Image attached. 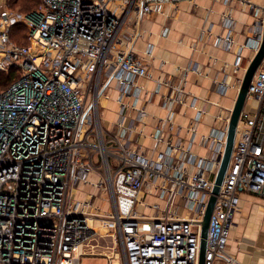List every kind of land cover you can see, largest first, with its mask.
<instances>
[{
  "label": "built area",
  "instance_id": "2783aa9c",
  "mask_svg": "<svg viewBox=\"0 0 264 264\" xmlns=\"http://www.w3.org/2000/svg\"><path fill=\"white\" fill-rule=\"evenodd\" d=\"M178 1L40 0L22 12L0 0V71L17 74L0 91V264H81L93 252L108 264H198L227 126L212 134L221 147L212 159L186 150L174 157L171 145L150 158L129 147L120 123L107 132L100 117L111 80L121 97L137 95L147 75L145 61L119 47L136 34L129 21ZM263 13L264 5L245 43L253 55ZM21 27L26 44L14 39ZM223 42L232 47L230 34ZM249 97L210 217L205 264H242L226 247L239 194L264 195V57ZM83 184L104 191V209L92 207L91 195L76 197ZM145 187L154 201L142 195ZM98 234L112 243L110 254L88 250Z\"/></svg>",
  "mask_w": 264,
  "mask_h": 264
},
{
  "label": "crops",
  "instance_id": "0c3cea01",
  "mask_svg": "<svg viewBox=\"0 0 264 264\" xmlns=\"http://www.w3.org/2000/svg\"><path fill=\"white\" fill-rule=\"evenodd\" d=\"M263 5L264 0H182L164 4L138 23L129 21L127 30L136 34L119 47L132 48L145 61L147 75L137 81V95L121 97L115 80L110 81L102 98L105 131L118 130L120 123L129 147L150 158L166 145L173 146L174 157L181 150L197 159L215 157L221 147L212 134L218 136L227 126L253 56L245 43L254 37L256 13ZM228 34L233 43L225 49ZM178 87L181 102L172 98ZM251 102L249 97L245 110ZM147 190L142 195L154 201ZM139 210L152 212L144 206ZM232 222L229 236L234 247L229 253L242 264H264V195L241 192ZM240 227L248 240L241 242L239 252Z\"/></svg>",
  "mask_w": 264,
  "mask_h": 264
},
{
  "label": "water",
  "instance_id": "95a60500",
  "mask_svg": "<svg viewBox=\"0 0 264 264\" xmlns=\"http://www.w3.org/2000/svg\"><path fill=\"white\" fill-rule=\"evenodd\" d=\"M263 57H264V13H263L262 40H261V43H260V46L257 52L250 59L249 63L247 64L245 68L244 74L242 76V79H241V82L238 88V93H237L236 99L234 101L233 107L231 109V112L228 118L225 147L220 157V164L216 171L212 190H211V193L209 195V198H208V201L205 207L203 218L201 220L198 264H205L208 227H209L210 217H211L214 205H215L216 195L219 192L220 185L223 181L225 172L227 170V167H228V164L231 158V153L233 150V145H234L235 136H236V128H237L240 114L242 110L244 109L245 102L247 100L249 84L261 60L263 59Z\"/></svg>",
  "mask_w": 264,
  "mask_h": 264
},
{
  "label": "rangeland",
  "instance_id": "374dc122",
  "mask_svg": "<svg viewBox=\"0 0 264 264\" xmlns=\"http://www.w3.org/2000/svg\"><path fill=\"white\" fill-rule=\"evenodd\" d=\"M38 5H39V3H38ZM103 107L104 106H102V99H101L100 100V117H101V113L103 111ZM101 122H102V119H101ZM89 185H87V184L80 185L77 188L76 197L80 200H86L88 198V196L91 195L90 202L92 203V207L100 205V207L104 209L107 206L106 205V199H105L106 194L104 193V191L102 189L95 188L91 184H89ZM149 201L151 202L150 199H149ZM181 213L183 214V210H181ZM231 230H233V229H231ZM238 230L241 231V234L238 235V237L236 238V248H237V251L240 252L241 248L239 245L241 244V242H242V244H244L243 240H248L247 239L248 237H245V235H244L245 229H243V227H240ZM102 231H103V229L101 230V232ZM230 238H231V235L228 238L227 246H226V247H228L229 252L231 251L230 246L232 249L234 247V244H231ZM91 244L94 245V246H88V250H91V252L101 251L104 253V255H107V254H110L112 251L111 250L112 243H110L107 240H103L101 237V234L96 235L94 237V239L91 240ZM88 252H90V251H88ZM114 261H115V259H113L112 264L115 263ZM81 264H108V259L106 257L96 255L94 252L92 254L86 253L85 255H83L81 257ZM214 264H223V262L222 261L219 262L218 260H215Z\"/></svg>",
  "mask_w": 264,
  "mask_h": 264
},
{
  "label": "trees",
  "instance_id": "16d2710c",
  "mask_svg": "<svg viewBox=\"0 0 264 264\" xmlns=\"http://www.w3.org/2000/svg\"><path fill=\"white\" fill-rule=\"evenodd\" d=\"M7 2L13 8H18L22 12H29L37 7L40 0H7ZM20 29L21 36H16L14 39L21 44H26V40L24 38L26 31L22 27ZM16 76L17 74L15 69H11L8 72L0 71V91L5 89Z\"/></svg>",
  "mask_w": 264,
  "mask_h": 264
}]
</instances>
